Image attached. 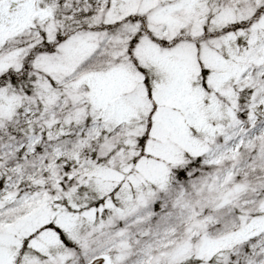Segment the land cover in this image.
<instances>
[{
  "label": "snow or ice",
  "instance_id": "snow-or-ice-1",
  "mask_svg": "<svg viewBox=\"0 0 264 264\" xmlns=\"http://www.w3.org/2000/svg\"><path fill=\"white\" fill-rule=\"evenodd\" d=\"M0 264H264V0H0Z\"/></svg>",
  "mask_w": 264,
  "mask_h": 264
}]
</instances>
